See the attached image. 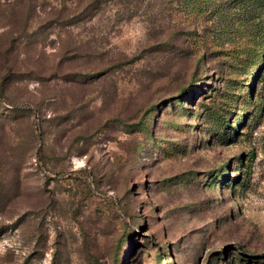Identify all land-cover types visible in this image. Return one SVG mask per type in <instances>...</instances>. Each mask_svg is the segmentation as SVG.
<instances>
[{
  "label": "rangeland",
  "instance_id": "obj_1",
  "mask_svg": "<svg viewBox=\"0 0 264 264\" xmlns=\"http://www.w3.org/2000/svg\"><path fill=\"white\" fill-rule=\"evenodd\" d=\"M0 264H264V0H0Z\"/></svg>",
  "mask_w": 264,
  "mask_h": 264
}]
</instances>
